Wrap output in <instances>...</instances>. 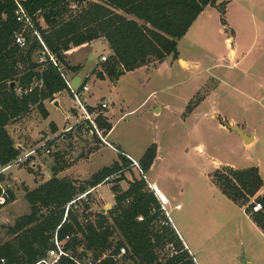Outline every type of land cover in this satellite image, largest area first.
<instances>
[{"label": "rangeland", "instance_id": "1", "mask_svg": "<svg viewBox=\"0 0 264 264\" xmlns=\"http://www.w3.org/2000/svg\"><path fill=\"white\" fill-rule=\"evenodd\" d=\"M222 3L224 8L219 6ZM178 52L176 60L169 56L162 64L152 62L106 82L91 76L95 67L98 77L99 73L107 75L112 61L106 45L96 43L91 49L84 46L67 54L66 61L71 65L85 61L73 87L77 89L91 76L86 83L90 91L84 96L94 110L91 114L96 127L99 116L112 125L107 135L98 130L118 152L101 143L92 123L82 119L83 112L69 92L65 102L75 120L67 122L60 111H53L51 120L60 129L65 127L57 137L48 139L54 128L47 127L37 109L11 123L8 131L20 150L19 157L36 152L20 167L13 166L17 181L12 179L11 169L2 176L8 178L15 200L0 208V245L14 240L10 229L30 214L26 192L50 180L54 172L80 160L67 174L90 179L112 166L122 153L130 160V156L141 160L155 144L156 158L148 176L175 201L174 206L182 204L180 210L171 211L172 219L185 233L199 263L264 264L259 253L262 245L251 238L241 208L223 196L214 178L216 171L227 168L219 163L239 168L260 163L264 176V0H220L216 7L206 8L178 42ZM103 53L108 60L101 63ZM102 103L107 104L106 109L101 108ZM231 117H238L239 125L259 130L255 144L243 145L235 133L220 126L229 123ZM29 124H33L35 135L26 129ZM48 147L52 154L45 153ZM34 161L35 168L31 167ZM140 169L130 166L105 183L102 199L93 197L89 205L77 203L73 209L81 222L94 221L101 210L108 213L114 207L110 204L113 187L125 191L134 179H146L147 173L142 174ZM89 179L71 181L80 186ZM148 187L152 190L149 183ZM263 189L245 204V209L253 207V202L261 205L258 198L264 196ZM260 242L264 243L261 238ZM199 248L205 251L199 254ZM81 252L83 249H78L77 253ZM159 252L163 259L174 249L169 245Z\"/></svg>", "mask_w": 264, "mask_h": 264}, {"label": "trees", "instance_id": "2", "mask_svg": "<svg viewBox=\"0 0 264 264\" xmlns=\"http://www.w3.org/2000/svg\"><path fill=\"white\" fill-rule=\"evenodd\" d=\"M219 1L25 0L20 4L32 20V26H28L17 20L15 0H0V166L6 167L20 156L8 125L34 109L47 119L45 102L55 101L64 91L70 92L62 72H78L82 67L69 66V51L105 39L112 51L107 69L111 80L152 62L162 64L169 56L176 60L178 42L206 8L216 7ZM219 6L224 8L225 4ZM17 36L23 37L25 47L17 43ZM50 55L59 66L53 64ZM99 75L104 79L103 74ZM96 122L105 135L111 131L112 125L102 116ZM156 149L155 144L148 148L138 162L144 174L154 163ZM130 166L133 161L122 153L112 166L103 168L80 186L57 178L58 171L50 180L27 191L30 214L10 229L14 240L0 245V264H35L51 248L55 235L74 258L90 259L95 264H196L144 177L134 179L125 191L113 187L114 207L108 213L99 212L94 221L83 224L74 206L65 218L73 200L120 176ZM214 178L223 195L240 207H245L264 188L257 167H227L216 171ZM14 200L13 191H8L0 208ZM258 200L262 211L253 214L250 205L246 212L264 230V196ZM169 245L174 252L161 259L159 251ZM80 248L83 252L78 254ZM123 248L126 254L120 257ZM59 264L76 263L63 258Z\"/></svg>", "mask_w": 264, "mask_h": 264}, {"label": "crops", "instance_id": "3", "mask_svg": "<svg viewBox=\"0 0 264 264\" xmlns=\"http://www.w3.org/2000/svg\"><path fill=\"white\" fill-rule=\"evenodd\" d=\"M15 1H19V0H15ZM22 1H25V0H22ZM19 2H21V1H19ZM128 18H130V19H134V17H132V16H128ZM96 43H102V44H104V45H106V47L108 48V53L107 54H109L110 56L112 55V51H111V49H110V47H109V44L107 43V41L105 40V39H100V40H97V41H94V42H92V43H90V44H87V45H83V46H81V47H78V48H82V47H84V46H86V47H88V49L90 48L91 49V47H93ZM76 48H74V49H72V50H75ZM72 50L71 51H69L68 53H70V52H72ZM233 51V50H232ZM235 51V50H234ZM67 53V54H68ZM104 54H106V53H103L101 56H100V62H101V57L102 56H106V55H104ZM235 54H236V51H235ZM180 56V55H179ZM84 60H82V61H77L76 63H73L72 65L71 64H69V66H71V67H75V66H81V67H83L84 66ZM101 63H103V62H101ZM186 63H188V61H186ZM159 65V64H158ZM147 67V66H146ZM65 70V73H66V75L67 74H69L68 76H69V81H70V83H71V86L73 87V84H72V82H75L76 83V81L78 80V78H77V75L80 73V71H81V69L78 71V72H72V71H70V70H67V69H64ZM95 71H96V67L91 71V76H94V77H96V79L97 80H100L101 82H106V80H107V78H109V77H107V75H105V74H103V76H104V79H101V77L99 76H97L96 74H95ZM82 72V71H81ZM104 73V72H103ZM73 74L75 75V77H73ZM91 76H89V78H87L86 77V79L87 80H89L90 79V77ZM70 77H73L72 78V81L70 80ZM85 81V82H83V84H81V85H78L77 86V89L78 88H81L83 85H85L86 83H88V81ZM84 81V80H83ZM89 84V83H88ZM89 86V91H90V85H88ZM74 88V87H73ZM74 89H76V88H74ZM88 91V92H89ZM66 92L68 93V91H64V92H62L61 94H59V95H57L56 96V100L55 101H58L59 102V106H60V108H58V107H56L55 105H54V102L55 101H53V102H45V108H46V110H47V112H48V118L46 119V121H47V123H48V126L47 127H50V126H53V128H54V131L52 132V136H50L48 139L49 140H51V139H53L54 137H57L60 133H61V131H63L64 129H65V127H64V129L62 130V129H60V127H59V125L54 121V120H51V118H52V114H53V111H55V112H58V111H60L62 114H63V116H65V118H66V121L67 122H69L70 120H71V118L72 119H74V116L73 115H71L70 114V112L68 111V110H70L69 108H68V106H67V102H65V95H66ZM70 93V92H69ZM70 95H71V93H70ZM84 99H85V104H86V106L88 107V108H92V106L91 105H89L88 103H87V97L86 96H84ZM75 120V119H74ZM238 120H239V118L237 117H231V119H230V121H229V125H231L232 126V124H237V125H239V123H238ZM77 123V122H76ZM245 124H248L246 121H245ZM32 125L33 124H29V125H27V128H26V126H25V128L28 130V132L29 133H31L32 135H35V133H34V129H33V127H32ZM75 124H73L72 126H74ZM220 126L224 129V130H229V129H227L225 126H224V123H220ZM245 126V125H244ZM243 125H239L238 127H240L241 129H243L244 131H245V133L247 134V135H251V134H254V141H253V143H251V144H249V145H245L244 144V142H243V140L238 136V134L236 133V132H233V131H231L232 133H235L239 138H240V140H241V142H242V144L243 145H245V146H249V147H251L253 144H255L256 142H257V140H258V136H259V134H258V132H259V130H257L255 127H252L251 126V124H250V128L251 129H249V128H247V127H244ZM69 127V126H68ZM7 129H9V125H8V127H7ZM248 130H250L251 131V133L248 131ZM91 133H92V135L94 134L93 133V131H92V129H91ZM104 134V133H103ZM104 139V138H103ZM101 141V143L103 144V145H107V146H109V147H111V148H113L116 152H118V150H116L106 139H104V141L105 142H103L102 140H100ZM23 150H24V152H28L27 151V149L26 148H24L22 145H19ZM92 147V146H91ZM129 155V154H128ZM130 156V155H129ZM131 157V159L132 160H134V161H136V162H138L139 161V159H136V158H133L132 156H130ZM82 160H86V159H82ZM114 161H117V160H114ZM80 162V160L79 161H77L75 164H73V165H71V166H69V167H67L66 169H64L63 171H59V173L56 175V177L57 178H59V179H70V180H86V179H89V178H81V177H79L78 175H68L67 173H69L70 172V170H72V168H74V166L75 165H77L78 163ZM218 165H221V166H223V167H229V168H233V169H236V170H243V169H248V168H252V167H257V168H259V170H260V174H261V177H262V179H263V181H264V176H263V168H262V166L260 165V163H258L257 165H253V166H249V165H246V166H244V167H241V168H239L238 166H234V165H232V164H221V163H219ZM35 166H37V163L34 161V162H32V164H31V167H33V168H35ZM152 166H154V163H153V165ZM3 168L4 167H2V166H0V172L3 170ZM152 168V167H151ZM13 169L14 168H12L11 170V177H12V179H14L15 181H17L18 179V177L16 178L15 176H14V172H13ZM149 172H151V169H150V171ZM149 172L147 173V177H146V179L148 180V183H149V186L151 187V189L155 192V194H156V196L158 197V199H159V201L161 202V204H162V206H163V208H164V210H165V212H166V214H168V216H169V219L171 220V222H172V224H173V226L175 227V230H176V232H177V234L179 235V237H180V239L183 241V243L185 244V246H186V248L188 249V251L191 253V255L194 257V259H195V262H196V264H200L199 263V260H198V258L195 256V254H194V251H193V249H192V246L190 245V243L188 242V238L186 237V235H185V233H183V231H181V229H179V227H178V225H176L175 223H174V221H173V219H172V214H171V211L173 210V209H176L177 211L178 210H180L181 208H182V204H179V203H177L175 206H174V202L175 201H173V199L172 198H170L169 197V195L168 194H166L164 191H161L160 190V188H158V185H155L154 184V182L153 181H151L150 180V178H149V176H148V174H149ZM7 173V172H6ZM5 173V174H6ZM9 175V174H8ZM94 175V174H93ZM92 176V175H91ZM91 178V177H90ZM40 185H41V183H40ZM101 188H103V187H101ZM219 189V188H218ZM220 190V189H219ZM221 192V191H220ZM263 192H264V189H263ZM222 193V192H221ZM223 194V193H222ZM224 197H226L225 195H223ZM112 199H113V196H112ZM226 199L228 200V201H230L227 197H226ZM231 202V201H230ZM231 203H233V202H231ZM110 204H115V201H114V199L113 200H111L110 201ZM234 204V203H233ZM240 207V206H239ZM241 208V210H242V213L244 214V216L246 217V225H247V230H249V233H250V236H251V238L252 239H254V240H257L258 241V243H259V245H262V249H260V246H259V249H260V251H259V253H261L262 254V256L264 257V243L262 244L261 242H260V238L262 239V241H264V230H262L261 228H259L258 226H257V224L252 220V218L250 217V215H248L247 214V212H246V209H245V207H240ZM102 211V210H101ZM107 213V212H106ZM182 227V229H183V226H181ZM184 230V229H183ZM205 250H204V248H199L198 250H197V253H202V252H204ZM264 259V258H263ZM240 264V263H239ZM246 264H254L252 261H249V263H247L246 262Z\"/></svg>", "mask_w": 264, "mask_h": 264}, {"label": "built area", "instance_id": "4", "mask_svg": "<svg viewBox=\"0 0 264 264\" xmlns=\"http://www.w3.org/2000/svg\"><path fill=\"white\" fill-rule=\"evenodd\" d=\"M16 4L18 7V9L16 11L17 20L19 22H24L28 26H32V20L30 17H28L26 15L25 10L23 9L20 2L16 1ZM17 43L20 44L21 47H25V41H24L23 37L17 36ZM50 59L54 65L59 66L57 59L53 55H50ZM107 60H108L107 56L101 57L102 62H106ZM62 77L66 81V84L70 90L71 96H72L73 100L75 101L77 107H79V109L83 112L82 119L85 121H90V123H92V125L94 126L96 132L99 134L100 139L103 142H105L101 133L99 132L98 128L96 127V125L94 123V120L92 118L93 115L90 112H88L87 106L85 104L84 95L89 91V86L87 84H85L81 88L74 89L71 86V83H70L69 79L67 78V75L65 72H62ZM101 108L106 109L107 104L102 103ZM35 152L36 151H32V152L27 153L25 156L26 158L25 157L24 158L19 157L12 164L4 167L3 170L0 172V203L1 204H3L5 202V197L7 196V192L11 191V185L8 181V178L4 179L2 177L3 174L8 172L10 169H12L13 166L20 167L24 162H27L29 157L32 156ZM45 153L48 155L52 154V149L49 147L46 148ZM132 161H133V165L140 169V165L138 164V162H136L134 160H132ZM140 171L142 172L141 169H140ZM142 174H144V173L142 172ZM104 184L105 183H102L96 187L88 189L85 193H83L82 195L78 196L75 200H73L67 207V212H66L65 218L67 217L68 211H69L71 206H75L79 202H84V203L89 205V203L93 197H97L98 199H102L103 195L101 192V187H103ZM261 211H262V206L260 204L253 202L252 213L255 214V213H259ZM167 216H168V214H167ZM51 242H52L51 248L35 264H59L63 258L71 259L76 264H95L90 259L86 260V261H80V260L74 258L72 253L65 249L64 242L58 238V235H55V237L52 239ZM125 254H126L125 248L121 249L119 256L121 257Z\"/></svg>", "mask_w": 264, "mask_h": 264}, {"label": "water", "instance_id": "5", "mask_svg": "<svg viewBox=\"0 0 264 264\" xmlns=\"http://www.w3.org/2000/svg\"><path fill=\"white\" fill-rule=\"evenodd\" d=\"M54 105L56 107L60 108L58 101H55L54 102ZM157 110L158 109H156V111ZM224 126L226 128H228L229 130H231L233 132H236L238 134V136L243 140V142H244L245 145H249V144L253 143L254 137H255L254 134L247 135L245 133V131L243 129H241L240 127H238V126H231L228 123H224ZM105 212H106L105 210H102V213H105Z\"/></svg>", "mask_w": 264, "mask_h": 264}]
</instances>
